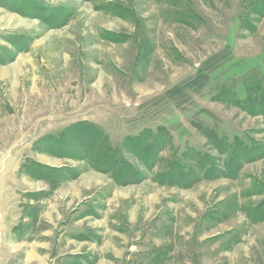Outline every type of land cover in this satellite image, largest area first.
Segmentation results:
<instances>
[{"label": "rangeland", "instance_id": "374dc122", "mask_svg": "<svg viewBox=\"0 0 264 264\" xmlns=\"http://www.w3.org/2000/svg\"><path fill=\"white\" fill-rule=\"evenodd\" d=\"M0 264H264V0H0Z\"/></svg>", "mask_w": 264, "mask_h": 264}]
</instances>
